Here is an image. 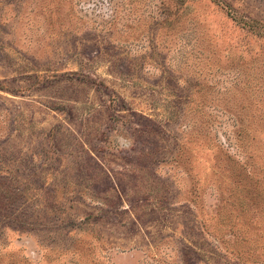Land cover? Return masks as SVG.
Instances as JSON below:
<instances>
[{"label": "rangeland", "instance_id": "rangeland-1", "mask_svg": "<svg viewBox=\"0 0 264 264\" xmlns=\"http://www.w3.org/2000/svg\"><path fill=\"white\" fill-rule=\"evenodd\" d=\"M0 264H264V0H0Z\"/></svg>", "mask_w": 264, "mask_h": 264}]
</instances>
